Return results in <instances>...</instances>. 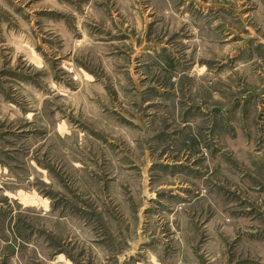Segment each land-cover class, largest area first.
I'll use <instances>...</instances> for the list:
<instances>
[{
	"label": "rangeland",
	"instance_id": "374dc122",
	"mask_svg": "<svg viewBox=\"0 0 264 264\" xmlns=\"http://www.w3.org/2000/svg\"><path fill=\"white\" fill-rule=\"evenodd\" d=\"M0 264H264V0H0Z\"/></svg>",
	"mask_w": 264,
	"mask_h": 264
}]
</instances>
